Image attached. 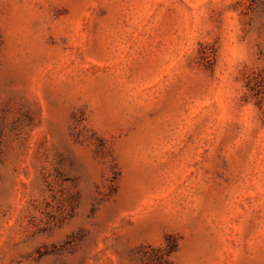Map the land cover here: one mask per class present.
Here are the masks:
<instances>
[{
	"label": "rangeland",
	"instance_id": "obj_1",
	"mask_svg": "<svg viewBox=\"0 0 264 264\" xmlns=\"http://www.w3.org/2000/svg\"><path fill=\"white\" fill-rule=\"evenodd\" d=\"M0 264H264V0H0Z\"/></svg>",
	"mask_w": 264,
	"mask_h": 264
}]
</instances>
